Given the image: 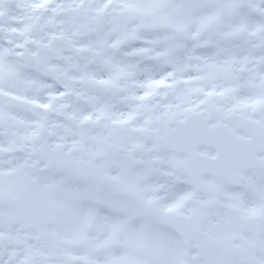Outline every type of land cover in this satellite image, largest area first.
I'll return each mask as SVG.
<instances>
[{"label": "snow or ice", "instance_id": "6c2138e0", "mask_svg": "<svg viewBox=\"0 0 264 264\" xmlns=\"http://www.w3.org/2000/svg\"><path fill=\"white\" fill-rule=\"evenodd\" d=\"M0 264H264V0H0Z\"/></svg>", "mask_w": 264, "mask_h": 264}]
</instances>
